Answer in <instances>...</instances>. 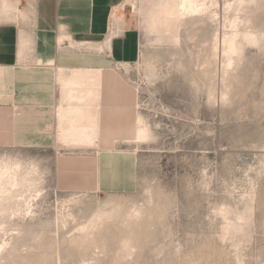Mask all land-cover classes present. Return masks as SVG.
I'll use <instances>...</instances> for the list:
<instances>
[{
    "label": "rangeland",
    "instance_id": "1",
    "mask_svg": "<svg viewBox=\"0 0 264 264\" xmlns=\"http://www.w3.org/2000/svg\"><path fill=\"white\" fill-rule=\"evenodd\" d=\"M167 1L115 12L139 36L137 135L115 145L136 189L63 192L51 153L0 148V264H264V0Z\"/></svg>",
    "mask_w": 264,
    "mask_h": 264
},
{
    "label": "crops",
    "instance_id": "2",
    "mask_svg": "<svg viewBox=\"0 0 264 264\" xmlns=\"http://www.w3.org/2000/svg\"><path fill=\"white\" fill-rule=\"evenodd\" d=\"M124 1L34 0L28 19L0 23V148L51 153L63 192L137 187L135 157L115 146L138 127L124 71L139 36L115 19Z\"/></svg>",
    "mask_w": 264,
    "mask_h": 264
},
{
    "label": "bare ground",
    "instance_id": "3",
    "mask_svg": "<svg viewBox=\"0 0 264 264\" xmlns=\"http://www.w3.org/2000/svg\"><path fill=\"white\" fill-rule=\"evenodd\" d=\"M174 2H175V0H168L167 1V6L166 7H167V14L169 16H172L174 14L173 9H172V5H173ZM203 6H205V5H203ZM180 11L181 12L183 11V15L194 14V13H198V12L201 11V6L198 5L196 0H181V6H180V9H179V12ZM139 133L141 135L142 132H139ZM3 174H5V172H3ZM2 178H1V180H2Z\"/></svg>",
    "mask_w": 264,
    "mask_h": 264
}]
</instances>
